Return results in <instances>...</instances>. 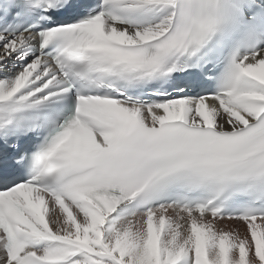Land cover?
<instances>
[{"label": "snow or ice", "instance_id": "6c2138e0", "mask_svg": "<svg viewBox=\"0 0 264 264\" xmlns=\"http://www.w3.org/2000/svg\"><path fill=\"white\" fill-rule=\"evenodd\" d=\"M0 264H264V0H0Z\"/></svg>", "mask_w": 264, "mask_h": 264}]
</instances>
